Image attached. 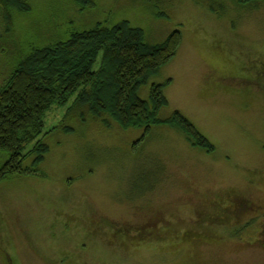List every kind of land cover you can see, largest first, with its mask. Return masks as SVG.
<instances>
[{
    "label": "rangeland",
    "instance_id": "374dc122",
    "mask_svg": "<svg viewBox=\"0 0 264 264\" xmlns=\"http://www.w3.org/2000/svg\"><path fill=\"white\" fill-rule=\"evenodd\" d=\"M23 1L29 9L12 11L11 31L4 30L0 9V70L31 45H45L105 19L111 24L128 20L150 43L180 29L176 55L154 77L172 79L163 90L168 102L159 117L179 110L215 148L208 153L193 147L166 125L151 127L136 147L133 141L141 129L123 130L115 123L107 128L92 118L65 116L72 98L52 103L41 132H46L49 152L38 172L0 182V233L16 263L43 264V258L64 264L62 246L67 245L68 253L80 246L70 235L75 215L126 206L147 188L142 175L149 174V180L154 176L157 190V195L153 190L137 202L143 215L171 208L179 224L189 221L187 226L196 231L204 228L193 221L192 209H200L195 191L212 198L216 191L234 188L264 199V2L243 6L237 0H94V7L80 13L73 0ZM257 71V84L245 80ZM147 95L148 85L142 86L139 96ZM63 125L71 130L63 131ZM130 210L124 216L136 221ZM236 228L209 229L216 238L192 243L171 239L165 248L174 253L171 262L183 263L192 256L191 264H264V240H256L258 222H240ZM107 254L96 245L83 259L99 264L93 255Z\"/></svg>",
    "mask_w": 264,
    "mask_h": 264
},
{
    "label": "trees",
    "instance_id": "16d2710c",
    "mask_svg": "<svg viewBox=\"0 0 264 264\" xmlns=\"http://www.w3.org/2000/svg\"><path fill=\"white\" fill-rule=\"evenodd\" d=\"M237 2L247 6L264 0ZM73 3L80 13L95 5L94 0ZM0 9L3 28L11 31L12 11L21 14L29 7L23 0H0ZM181 43L177 28L160 42L150 43L142 29L128 20L111 24L105 19L45 45L27 47L17 61L0 70V182L38 172L49 152L46 132L41 133L43 115L52 103L71 98L65 116L79 121L92 118L107 128L115 123L123 130L141 129L133 141L136 147L151 127L166 125L191 146L212 153L211 141L179 110L159 117L168 102L163 90L172 79L157 82L154 77L173 59ZM97 57L99 64L94 68ZM147 85L148 95L143 99L139 90ZM61 128L71 130L68 125Z\"/></svg>",
    "mask_w": 264,
    "mask_h": 264
},
{
    "label": "flooded vegetation",
    "instance_id": "af4514ba",
    "mask_svg": "<svg viewBox=\"0 0 264 264\" xmlns=\"http://www.w3.org/2000/svg\"><path fill=\"white\" fill-rule=\"evenodd\" d=\"M251 77L245 80H253L257 84L261 78L260 71H257L255 77ZM160 173L161 171H159V175ZM258 175L260 178L261 174L258 173ZM153 177L149 180V174L141 176L142 182H147V188L144 192L137 193L133 198H130L126 206H117L113 210L108 208L91 212L79 211L73 219L74 225L70 235L80 243L78 244L80 246L70 253L66 251L67 245L62 246L61 257L64 264H88L87 260L83 259V253L89 249L92 250L96 245L108 252L107 255H93L95 261L101 262L99 264H129L128 262H131L130 264H158L156 259L160 260V258L164 264H191L192 256L185 258L188 262L182 263L181 260L171 262V256L174 253H171V248H165V246H171V239L192 243L196 239L216 238V234H212L209 229L230 225L237 230L236 224L240 222L247 224L258 222L256 240L259 241L262 238L264 240V199L252 198L251 194L239 189L230 188L225 193L216 191L212 198L208 194L201 196L195 191L200 209H192V212L195 213L193 221L196 225L204 228L201 231L193 230L191 226H187L189 221L179 224L171 208H161L153 212L150 217L144 216L143 209L137 206V202L152 193L153 190L157 195ZM149 182L151 185H148ZM247 185L249 186V184ZM73 203L78 209L82 208L83 204L80 201L75 200ZM127 208H131V215L133 212L135 213L136 221L124 216L123 213L127 211ZM158 213L160 214L158 215ZM0 235L1 264H19L7 252L2 233ZM149 251L151 253L146 258L142 256ZM66 254L69 255L64 258ZM152 256L156 259H150L153 258ZM41 260L43 264H55L43 258Z\"/></svg>",
    "mask_w": 264,
    "mask_h": 264
},
{
    "label": "crops",
    "instance_id": "0c3cea01",
    "mask_svg": "<svg viewBox=\"0 0 264 264\" xmlns=\"http://www.w3.org/2000/svg\"><path fill=\"white\" fill-rule=\"evenodd\" d=\"M170 63H171V62H169V63H167V64L169 65ZM167 64H166V65H167ZM164 66H165V65H164ZM164 66H163V67H164ZM163 67H161V68H163ZM166 78H167V77H164V78L161 79V80H155V81H157V82H162V81H164Z\"/></svg>",
    "mask_w": 264,
    "mask_h": 264
}]
</instances>
